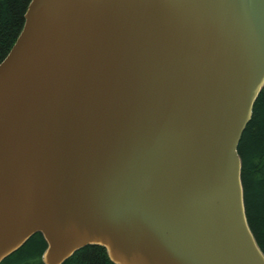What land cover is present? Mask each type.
<instances>
[{
    "label": "water",
    "instance_id": "water-1",
    "mask_svg": "<svg viewBox=\"0 0 264 264\" xmlns=\"http://www.w3.org/2000/svg\"><path fill=\"white\" fill-rule=\"evenodd\" d=\"M264 0H31L0 62V263L264 264L239 145Z\"/></svg>",
    "mask_w": 264,
    "mask_h": 264
},
{
    "label": "trees",
    "instance_id": "trees-1",
    "mask_svg": "<svg viewBox=\"0 0 264 264\" xmlns=\"http://www.w3.org/2000/svg\"><path fill=\"white\" fill-rule=\"evenodd\" d=\"M31 0H0V62L10 51L24 24ZM243 161L242 178L250 226L264 251V89L259 95L251 121L239 145ZM47 244L40 233L0 264H43ZM63 264H115L106 249L88 245L76 251Z\"/></svg>",
    "mask_w": 264,
    "mask_h": 264
}]
</instances>
